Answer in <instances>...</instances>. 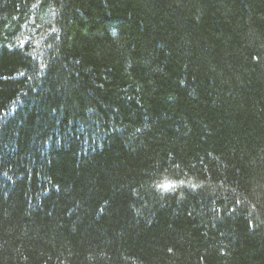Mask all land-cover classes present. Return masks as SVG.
Returning a JSON list of instances; mask_svg holds the SVG:
<instances>
[{
	"label": "trees",
	"instance_id": "16d2710c",
	"mask_svg": "<svg viewBox=\"0 0 264 264\" xmlns=\"http://www.w3.org/2000/svg\"><path fill=\"white\" fill-rule=\"evenodd\" d=\"M0 264H264V0H0Z\"/></svg>",
	"mask_w": 264,
	"mask_h": 264
}]
</instances>
